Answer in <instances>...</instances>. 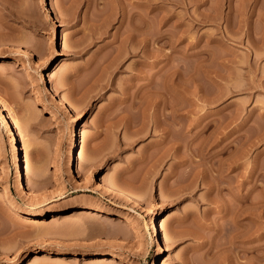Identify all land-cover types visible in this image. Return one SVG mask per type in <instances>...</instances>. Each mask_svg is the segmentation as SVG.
Here are the masks:
<instances>
[{"label": "rangeland", "instance_id": "rangeland-1", "mask_svg": "<svg viewBox=\"0 0 264 264\" xmlns=\"http://www.w3.org/2000/svg\"><path fill=\"white\" fill-rule=\"evenodd\" d=\"M0 98V264H264V0H0Z\"/></svg>", "mask_w": 264, "mask_h": 264}, {"label": "bare ground", "instance_id": "bare-ground-1", "mask_svg": "<svg viewBox=\"0 0 264 264\" xmlns=\"http://www.w3.org/2000/svg\"><path fill=\"white\" fill-rule=\"evenodd\" d=\"M135 26H136V24H135ZM135 29V28H134ZM136 31V30H135ZM137 33V35H138V32H136ZM125 34V33H124ZM128 35V34H127ZM129 35H133L134 37H135V33L133 34V32H132V34H129ZM137 35H136V37L135 38H137ZM121 36V35H120ZM132 36V37H133ZM129 37H131V36H129ZM119 38H121V37H119ZM126 36H124V37H122V41L123 42H125L126 40ZM132 39V38H131ZM131 39H129V40H131ZM154 39V38H153ZM160 39V38H159ZM135 40V39H134ZM121 41V42H122ZM120 44V43H119ZM124 44V43H123ZM126 44V43H125ZM130 44V43H129ZM137 44V43H136ZM135 44V45H136ZM123 46V45H122ZM120 47V46H119ZM130 51H132V49L130 50ZM120 54V53H119ZM121 55V54H120ZM120 55H118V56H120ZM117 56V57H118ZM116 62V61H115ZM112 63H114V62H112ZM117 63V62H116ZM109 64L110 63H108V67H109ZM119 64V63H118ZM113 66V65H112ZM112 68H114V67H112ZM168 68V67H167ZM159 69V68H158ZM103 70V69H102ZM139 70V69H138ZM161 70V69H160ZM142 71V70H141ZM158 71V70H157ZM105 72V71H104ZM138 72V71H137ZM140 72V71H139ZM159 72V71H158ZM172 72V71H171ZM110 73V72H109ZM151 73H152V70H151ZM180 73V72H179ZM150 74V73H149ZM164 76H165V74H164ZM98 77V76H97ZM100 77V76H99ZM168 77V76H167ZM169 78V77H168ZM171 78V77H170ZM177 78V77H176ZM182 78V77H181ZM48 79L49 80H51V79H53V75H48ZM166 79V78H165ZM97 80V79H96ZM152 80H154V78L152 79ZM179 80H180V78H179ZM183 80V79H182ZM181 81V80H180ZM97 82V81H96ZM112 82V81H111ZM153 82H155V80L153 81ZM168 82V81H167ZM179 82V81H178ZM182 82H184V81H182ZM102 83V82H101ZM166 84V83H165ZM175 84V83H174ZM100 85V84H99ZM154 85H155V83H154ZM156 86V85H155ZM165 86V85H164ZM156 88V87H155ZM159 88V87H158ZM167 90V89H166ZM165 90V91H166ZM169 92V91H168ZM167 92V93H168ZM170 92H171V90H170ZM162 94V93H161ZM160 94V95H161ZM172 94V93H171ZM170 94V95H171ZM175 95V94H174ZM173 95V96H174ZM157 96V95H156ZM164 97V96H163ZM166 97V96H165ZM164 97V98H165ZM172 97V96H171ZM160 98V97H159ZM176 98V97H175ZM179 98V97H178ZM158 99V98H157ZM156 99V100H157ZM167 99V98H166ZM168 101H169V99H168ZM179 101H180V99H179ZM171 102V101H170ZM155 103V102H154ZM165 103V102H164ZM184 103V102H183ZM167 104H168V102H167ZM182 105H184V104H182ZM160 106V105H159ZM164 106V105H163ZM166 106H169V105H166ZM155 107V106H154ZM177 107H179L178 105L175 107V109H177ZM162 108V107H161ZM182 108H183V106H182ZM160 109V108H159ZM170 109H172L171 107H170ZM174 109V110H175ZM180 109H181V107H180ZM179 109V110H180ZM165 110V109H164ZM168 111H169V109H168ZM176 113H177V111H176ZM158 114V113H157ZM172 114V113H171ZM174 114V113H173ZM172 114V115H173ZM162 115V114H161ZM160 115V116H161ZM164 115V114H163ZM165 115H169L170 116V114H165ZM154 116V115H153ZM0 119H2V122H3V124L5 125V127H6V129H8L9 131H11V137H10V145H11V147H13L14 148V152H15V156H16V158H17V166L15 167V173L17 174V176H19L21 179H22V177H23V163H22V161H20V159H19V154H20V151H19V149H18V142H21V141H23V135L21 134V127H20V122H19V120H18V118H16V116L13 114V111H12V109L10 108V107H8V105L6 104V102L3 100V99H1L0 98ZM156 117V116H155ZM176 117V116H175ZM161 118V117H160ZM167 118V117H166ZM171 118V117H170ZM156 119H159V118H156ZM164 119H165V116H164ZM168 119V118H167ZM174 119V118H173ZM155 120V119H154ZM159 121V120H158ZM157 121V122H158ZM171 121V120H170ZM164 123V122H163ZM156 124V123H155ZM166 124V123H165ZM175 124V123H174ZM157 125V124H156ZM161 125V124H160ZM163 126V125H162ZM169 126V125H168ZM167 127V126H166ZM169 128V127H168ZM171 132V131H170ZM164 135V134H163ZM170 136H171V134H170ZM169 139V138H168ZM163 141V142H162ZM162 141H160V142H162L161 143V146H164L165 145V147H166V142L165 141H167V140H162ZM169 143V142H168ZM159 145V144H158ZM207 145V144H206ZM160 146V145H159ZM160 146V147H161ZM167 146H168V144H167ZM172 146V145H171ZM164 147V148H165ZM204 147V146H203ZM169 149H171L170 147H168ZM166 149V151L168 152V150L169 149ZM157 150V149H156ZM160 150V149H159ZM206 151V150H205ZM174 152V151H173ZM203 154V153H202ZM165 155V154H164ZM166 156V155H165ZM203 156V155H202ZM203 159V158H202ZM211 160V159H210ZM221 160V159H220ZM70 161H71V163L72 164H74L76 161H77V163H78V145L75 143V142H72V144H71V146H70ZM212 161H214V160H212ZM212 161H210V162H212ZM24 162H25V164L26 165H29V163H30V160H29V158L27 157V151H25V157H24ZM205 162V161H204ZM208 162V161H207ZM220 163V162H219ZM207 164V163H206ZM232 162H231V164H229L228 163V169H231L232 170V168H234L233 166H232ZM185 165H186V163H185ZM217 165H218V163H217ZM217 165H216V167L214 168V164L213 163H211L209 166H208V168L210 169V171H212V172H215V177H216V180H217V182H215L214 184L212 183V184H210L209 182V184L210 185H208L209 187L208 188H210V189H213V190H216L217 191V189H219V188H221L220 186V184H222L221 183V181H219L218 179H217V175L219 174V167H217ZM190 166V165H189ZM201 166V165H200ZM231 166H232V168H231ZM194 167H196V166H194ZM193 167V168H194ZM186 168V167H185ZM205 168V167H204ZM224 168V167H223ZM197 169V168H196ZM199 169V168H198ZM189 170V169H188ZM206 170V169H205ZM226 170V169H225ZM199 171V170H198ZM249 171V170H248ZM247 171V172H248ZM192 172V171H191ZM194 173H196V172H194ZM223 173V172H222ZM189 174H190V172H189ZM221 174V173H220ZM248 174V173H247ZM188 175V174H187ZM193 176H194V174H192ZM209 175V174H208ZM207 175V176H208ZM195 176H196V174H195ZM202 176V175H201ZM188 177V176H187ZM186 177V178H187ZM213 177H214V175H213ZM222 177V176H221ZM184 178V177H183ZM209 178V177H208ZM207 178V179H208ZM192 179V178H191ZM196 179H197V177H196ZM223 179V178H222ZM201 180H202V178H201ZM205 180V179H204ZM214 180V179H213ZM226 180V179H225ZM182 181V180H181ZM207 181V180H206ZM210 181V180H209ZM228 181V180H227ZM176 182V181H175ZM185 182V181H184ZM189 182V181H188ZM211 182H213V181H211ZM224 182H226V181H224ZM223 182V183H224ZM231 182V181H230ZM190 183H191V181H190ZM193 183H195V181L193 182ZM199 183H201V182H199ZM205 183V182H204ZM202 184V183H201ZM205 184H207V183H205ZM232 184V183H231ZM186 185V184H185ZM189 185V184H188ZM191 185V184H190ZM183 186V185H182ZM187 186V185H186ZM190 187V186H189ZM195 187H196V185H195ZM223 187V186H222ZM182 187L180 186V189H181ZM193 188V187H192ZM226 188H227V185H226ZM188 190V189H187ZM192 190V189H191ZM207 190V189H206ZM232 190H234V189H232ZM176 191H177V189H176ZM182 191V190H181ZM180 191V192H181ZM221 191V190H220ZM220 191H218V192H220ZM179 192V191H178ZM183 192V191H182ZM112 193L114 194V198H116V192L114 191V190H112ZM216 193V192H215ZM232 194H233V192H232ZM235 195V194H234ZM232 196V195H231ZM131 197L133 198V199H135V200H139V198L136 196V195H134V194H131ZM214 197V196H213ZM245 197V196H244ZM213 199V203H215V199H217V198H211V200ZM234 199V198H233ZM246 199V198H245ZM211 200H209V201H211ZM218 200V199H217ZM208 201V202H209ZM222 201V200H221ZM227 201H229V200H227ZM234 201V200H233ZM237 201V200H236ZM212 202V201H211ZM224 202V201H223ZM240 202V201H239ZM244 202H246L247 203V200H245ZM217 203H219V201L217 202ZM229 203V202H228ZM227 203V204H228ZM238 203V202H237ZM212 204V203H211ZM217 205V204H216ZM215 205V207H216V209L218 208V211L219 212H223L224 214H225V210H222L223 208H220V207H222V206H220V207H217ZM226 205V204H225ZM230 205V204H229ZM233 206V205H232ZM237 206V205H236ZM236 206H234V207H236ZM244 206H245V204H244ZM247 206H248V204H247ZM214 207V206H213ZM223 207H224V205H223ZM246 207V206H245ZM240 208V207H239ZM235 209V208H234ZM228 210L230 211V209L228 208ZM231 210H233V208L231 209ZM242 210V209H241ZM244 210V209H243ZM234 211V210H233ZM233 211H232V213H233ZM246 211V210H245ZM221 212V213H222ZM231 212V211H230ZM229 212V213H230ZM241 212V211H240ZM228 212L226 213V215H228L229 214ZM239 213V212H238ZM237 213V214H238ZM247 213V212H246ZM82 214V213H81ZM83 214H85L84 215V217H87V218H93V215L92 214H89V213H83ZM82 214V215H83ZM187 214V213H186ZM214 214V213H213ZM218 214V213H217ZM235 214V215H234ZM236 213H233L232 214V220H231V222H229V223H233V226H234V224L235 225H237L238 226V224H237V221H236V217L235 216H238ZM245 214V213H244ZM243 214V215H244ZM91 215H92V217H91ZM203 215H205V214H203ZM243 215H241V216H243ZM249 214L247 213L246 214V216L244 217V218H247V220L249 219V216H248ZM78 216V215H77ZM95 216V215H94ZM221 216H223V215H221ZM220 216V217H221ZM78 217H80V216H78ZM192 217H194V216H192ZM205 217V216H204ZM217 217V216H216ZM225 217V216H224ZM95 218V217H94ZM185 218V220H184V222H186L187 220H188V218H189V216H185L184 217ZM197 218V217H196ZM203 218V217H202ZM201 218V219H202ZM211 218V217H210ZM209 218V219H210ZM208 219V220H209ZM212 219V218H211ZM221 219H223V217H221ZM228 219H230L229 217H228ZM204 220L206 221V218H204ZM204 220H203V222H204ZM213 220V219H212ZM226 220V219H225ZM224 220V221H225ZM181 221V220H180ZM190 221V220H189ZM199 221V220H198ZM221 221H223V220H221ZM224 221H223V223H224ZM228 221V220H227ZM236 221V222H235ZM193 222H194V220H193ZM197 222V221H196ZM214 222V221H213ZM186 223H188V222H186ZM215 223V222H214ZM219 223V222H218ZM227 223V222H226ZM201 224V223H200ZM199 224V225H200ZM203 224V223H202ZM209 224V223H208ZM182 225V224H181ZM186 226H187V224H185ZM198 225V224H197ZM198 225V226H199ZM220 225H222V224H220ZM224 226H226L225 224H223ZM223 227V226H222ZM197 228V227H196ZM245 228V227H244ZM208 229V228H207ZM225 229V228H224ZM199 230V229H198ZM198 230H196V231H198ZM233 230H235V229H233ZM233 232V231H232ZM235 232V231H234ZM152 233L153 234H155V235H157L158 234V226L156 225V223L155 222H153L152 223ZM199 233V232H198ZM239 233V232H238ZM193 234H194V232H193ZM237 234V233H236ZM242 234V233H241ZM245 235H246V233H244ZM237 235H239V234H237ZM196 235H194V237H195ZM231 236V235H230ZM241 236V235H240ZM249 236V235H248ZM192 237H193V235H192ZM232 237V236H231ZM235 237V236H234ZM242 237H243V235H242ZM246 237V236H245ZM244 237V238H245ZM196 238H197V236H196ZM247 238V237H246ZM235 239V238H234ZM233 243V242H232ZM235 243V242H234ZM231 244V243H230ZM232 246V245H231ZM246 248V247H245ZM248 248V247H247ZM246 252H247V249H246ZM244 253V252H243ZM248 257V256H247ZM245 258V257H244ZM247 259V258H246Z\"/></svg>", "mask_w": 264, "mask_h": 264}]
</instances>
